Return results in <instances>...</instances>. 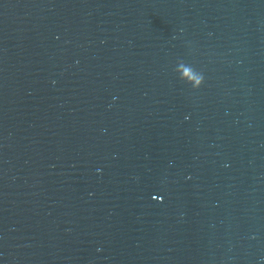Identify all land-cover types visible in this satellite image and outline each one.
Returning <instances> with one entry per match:
<instances>
[{
    "label": "water",
    "instance_id": "water-1",
    "mask_svg": "<svg viewBox=\"0 0 264 264\" xmlns=\"http://www.w3.org/2000/svg\"><path fill=\"white\" fill-rule=\"evenodd\" d=\"M243 264H264V219Z\"/></svg>",
    "mask_w": 264,
    "mask_h": 264
},
{
    "label": "clouds",
    "instance_id": "clouds-1",
    "mask_svg": "<svg viewBox=\"0 0 264 264\" xmlns=\"http://www.w3.org/2000/svg\"><path fill=\"white\" fill-rule=\"evenodd\" d=\"M203 79H204L203 75H201L200 78L196 82V86H199V84L203 82Z\"/></svg>",
    "mask_w": 264,
    "mask_h": 264
}]
</instances>
